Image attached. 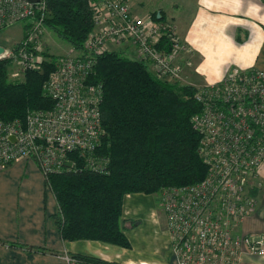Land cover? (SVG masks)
I'll return each mask as SVG.
<instances>
[{
	"label": "built area",
	"instance_id": "1",
	"mask_svg": "<svg viewBox=\"0 0 264 264\" xmlns=\"http://www.w3.org/2000/svg\"><path fill=\"white\" fill-rule=\"evenodd\" d=\"M89 3L95 26L84 50L71 48L58 56L56 68L44 83V89L56 101L54 108L34 112L26 130L15 127L19 138L16 144L9 139L12 126L5 127L0 121V163L28 152L39 157L48 176L60 171L65 160H71L70 153L78 152L86 166L108 173L109 161L96 154L104 134L100 110L103 84L91 79L97 56L104 52L133 46L136 57L158 78L181 82L183 69L175 60L178 51L186 50L174 24L167 25V19L157 21L152 14L136 15L133 0ZM46 6L45 0H0V32L18 22L25 23L18 46L5 49L0 59H11L24 73L29 69L42 71L44 62L50 61L44 58ZM164 40L171 50L161 45ZM231 73L221 86L207 89L202 85L195 93L201 111L192 120L200 133L199 152L208 165L207 176L197 183L167 187L161 192L162 211L179 264H210L209 260H213L211 264H227L225 257L229 254L264 253L263 241L234 238L231 221L242 219L255 206L246 188L264 161V71ZM65 258L68 264H113L93 263L72 254Z\"/></svg>",
	"mask_w": 264,
	"mask_h": 264
},
{
	"label": "trees",
	"instance_id": "2",
	"mask_svg": "<svg viewBox=\"0 0 264 264\" xmlns=\"http://www.w3.org/2000/svg\"><path fill=\"white\" fill-rule=\"evenodd\" d=\"M45 1L47 30L71 48L84 50L95 26L90 0ZM153 16L157 21L164 19L163 14L160 19L157 13ZM161 45L171 50L167 40ZM130 48L126 45L98 55L91 77L103 84L104 134L96 154L109 161L108 173L92 171L78 152H72L68 157L73 167L48 174L60 209L55 215L59 231L68 241L96 240L129 248L122 218L127 194H158L161 200L164 188L197 183L208 174L199 152L200 133L192 120L201 111L197 89L159 79L145 62L127 55L124 50ZM57 57L45 61L42 71L29 69L23 79L16 80L9 79L12 60L0 59L1 122L19 119L26 130L34 112L54 108L56 101L43 86L56 68ZM72 255L103 262L92 255Z\"/></svg>",
	"mask_w": 264,
	"mask_h": 264
},
{
	"label": "crops",
	"instance_id": "3",
	"mask_svg": "<svg viewBox=\"0 0 264 264\" xmlns=\"http://www.w3.org/2000/svg\"><path fill=\"white\" fill-rule=\"evenodd\" d=\"M162 2L155 3L156 10L151 2V13L163 14L175 25L180 42L191 47V52L178 51L181 56L175 60L184 75L193 70L190 82L219 81L233 68L264 71V0ZM259 180L262 187L252 189L259 206L238 231L264 237V163ZM158 208L154 194L125 196L122 218L129 248L96 240L68 241L55 217V194L37 164L27 159L1 164L0 264H68V254L95 255L122 264H175L171 235ZM242 264H264V258L246 257Z\"/></svg>",
	"mask_w": 264,
	"mask_h": 264
},
{
	"label": "rangeland",
	"instance_id": "4",
	"mask_svg": "<svg viewBox=\"0 0 264 264\" xmlns=\"http://www.w3.org/2000/svg\"><path fill=\"white\" fill-rule=\"evenodd\" d=\"M157 1H161V4L163 3L162 0H153V1H151V0H136V1L133 0V5H132V8L134 9L133 11H134V13L136 15H138L140 17L147 16L148 13H151V10H150L151 9L150 8L151 2L153 4V9L154 10H156L157 8H159V5L155 4ZM171 1H173V0H171ZM187 2H189L190 4H192L193 0H187ZM147 11H150V12H147ZM151 14L153 15L154 13H151ZM158 14H160V17H161V13L160 12H157V18L160 19V17H158ZM187 20H188V18L186 19V21ZM170 22L171 21L168 20L166 24L168 25V23H170ZM23 27H24V22H18L15 25H13L11 27H8L5 30H3V32L0 33V43H2V45L1 44L0 45L3 46V47H5V49H8V50H11L12 48H15L18 45L19 39H21L23 37V33H24ZM173 27L175 28V31H177L175 25H173ZM45 42H46V52L44 53V58H46V59H51L52 60V58H51L52 55L60 56L62 54H65L66 52H68L70 50V48H71L65 41H63L56 33H54L51 30H48L46 32ZM183 47L185 48L186 52H191L192 51L191 47L188 46L185 43H183ZM114 51H117V50L114 49ZM124 51H127V55L128 56H135L136 57L135 52H137V49L136 48H133V46H132V48H130L128 50H124ZM4 52L2 54H0V56L1 55L3 56ZM177 56L180 57L181 55L178 54ZM252 69H254V68H249V69H237V68H233V69H231L230 71L227 72V74L225 75V77L223 79H221L219 81L206 82V83L205 82L204 83H200L199 82V83H196V84L194 82H190L191 78H190V75L189 74H191V72H193V70L188 71L189 74L185 73V75H184V72L182 71L181 72V75H182V78L181 79L183 81L181 80V82L178 83L175 80H172L171 82L173 84H177L178 86L192 85L196 89H198V88H201V86L203 85L207 89H211L214 86H221L222 83H224L225 81H227V79H228L227 77L230 74H232L231 72H233V71L240 72L241 73V72H244V71H246V72L251 71ZM8 74H9V79H11V80L23 79L24 78V75H25V73L22 71L21 68H19V65L16 62H11V65L9 67ZM192 79L195 80L196 82H198L197 79H194L193 77H192ZM181 94H184V92L181 91ZM4 126L5 127L12 126V128H13V131H12L13 134L12 135L16 136V142H13V143H15V144L18 143V141H19L18 133H16V131L14 130V128L15 127H18V128L19 127H22L23 128L22 122L19 119H16L12 123L5 124ZM40 129H45V127H41ZM33 134H36V130H34ZM28 138L34 139L36 137L35 136H29ZM26 153L27 154H25L23 156H16L14 154V159H12L10 161H7V162H4V164L0 163V165L2 164V166L5 167V166H7L9 164L11 165V164L17 162L20 159L30 160V161L35 162L37 164L38 168L41 169L42 174H43L44 178L47 181L48 176L46 175V173L44 171V166L41 164V161L39 162V157H36L35 154H31V153H28V152H26ZM67 160H69V159H67ZM263 163H264V161H263ZM262 164H261V166H262ZM261 166L259 167V170H260ZM71 167H73V166H71ZM87 168H90L92 171L94 170L90 166H87ZM48 169H49V166L46 168V170H48ZM259 170L258 171L255 170L254 171L253 179L248 182V185H247V188H246V195H248V196H250V197H252V198L255 199V206H254L252 212L250 214L244 216L242 219H239V220H232L231 219V221H233V224H232V236L234 238L251 237L255 242H259V241H263L264 242V237L263 236H257V235H254V234H248V233H243V232H239L238 231L239 230V226L241 225V223L243 222V220L247 216L253 215L256 212V210H257V208L259 206L258 197L255 195L254 192H252L253 187H254L253 190H255L256 188L262 187L261 186V181L260 180H259V182L256 181V179H258V177H259ZM58 171L57 170H54L52 172H58ZM256 182H258V183L256 184ZM51 189L53 190V188H51ZM55 197H56V195H55ZM154 198H155V201L157 202V207H159L158 208V211L161 212V219H162L161 222H162V224L164 226V223L166 222V217H164L165 214L162 211V206H161L162 199L160 200L158 198V194H154ZM57 204H58V201H57ZM160 207H161V211H160ZM59 211H60V209L58 208L56 213L58 214ZM61 216H62V214H61ZM159 220H160V218H159ZM166 228L168 229L167 222H166ZM168 231L170 232L169 229H168ZM170 235H171V233H170ZM171 253H172V256H173V261H175V264H179V261L177 260L178 257L177 256L175 257L174 251L172 250V238H171ZM94 257H96V256L94 255ZM246 257H256L258 259H263L264 258V253L262 255H260V254H256V253H251L249 251H243V252L238 253L237 256H235L234 254H229V255H227L225 257V259H228V263L227 264H242L243 260ZM103 261L104 262L107 261V263H113V264H122V263H118L116 261H110V260L109 261L108 260H103ZM212 261L213 260H209L208 262H210V264H211Z\"/></svg>",
	"mask_w": 264,
	"mask_h": 264
},
{
	"label": "water",
	"instance_id": "5",
	"mask_svg": "<svg viewBox=\"0 0 264 264\" xmlns=\"http://www.w3.org/2000/svg\"><path fill=\"white\" fill-rule=\"evenodd\" d=\"M29 1H31V2H37L39 0H29ZM158 17H160V14H158ZM4 51H5V48L0 45V54H2ZM9 139L12 142H16V136H14V135L9 136ZM64 164H65V166L71 167V166H73V161H71V160H65L64 161Z\"/></svg>",
	"mask_w": 264,
	"mask_h": 264
}]
</instances>
